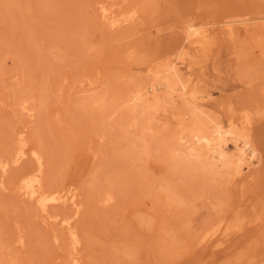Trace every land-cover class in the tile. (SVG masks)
Returning a JSON list of instances; mask_svg holds the SVG:
<instances>
[{
	"label": "rangeland",
	"instance_id": "1",
	"mask_svg": "<svg viewBox=\"0 0 264 264\" xmlns=\"http://www.w3.org/2000/svg\"><path fill=\"white\" fill-rule=\"evenodd\" d=\"M239 1L0 0V264H70L67 219L79 264H264V53L245 30L264 0L232 13ZM101 8L126 21L112 27ZM187 25L207 33L189 39ZM169 60L180 86L144 108L138 90ZM216 123L259 162L226 171L211 154L183 167L189 132ZM34 152L43 190L73 196L75 216L19 193Z\"/></svg>",
	"mask_w": 264,
	"mask_h": 264
},
{
	"label": "bare ground",
	"instance_id": "2",
	"mask_svg": "<svg viewBox=\"0 0 264 264\" xmlns=\"http://www.w3.org/2000/svg\"><path fill=\"white\" fill-rule=\"evenodd\" d=\"M101 10H102L101 14L103 15V18H106L107 19L106 21H108L109 25H111L112 27L113 26L117 27L118 25L122 24V22L126 21V20H120V19H117V20L112 19L115 14L114 15L111 13H110L111 15L108 14V12H107L108 9L106 10L105 8L104 9L101 8ZM108 16H110L111 18ZM251 24L252 25L250 27L245 28L246 33L248 34V36L250 38L256 40L255 43H257V46L261 47L260 49H262V52L264 53V38H262L263 37L262 35H264V20H261L257 23H251ZM104 25H105V23H104ZM203 27L201 28V27H196L193 25H187L186 30H185L186 37L190 39V38H193L195 36H202V37L205 36L204 34L207 33V31L205 29L203 30ZM258 44H260V45H258ZM262 59L264 60V58H262ZM169 62H170V60L168 61V63H165L163 66L160 64L154 65L152 68L153 69L152 80L149 81L147 84H145V86H143V88L141 90H138L137 95H136V100L142 101V99H144V102H145V103L143 102L145 104L143 106L144 108H150L154 105L159 104V102H161L165 98L166 94H168L169 92H173L176 87L178 88L180 86V85H178L179 82L176 80L175 76L171 77V78L169 77V74L172 73L170 71L171 70L173 71V69H174L173 68L174 66L171 65ZM188 88L190 89L189 85L182 84L179 91H180L181 97L182 98L184 97V101L186 99V101H188L190 103L191 98L195 94L193 91H190ZM170 94H172V93H170ZM168 95H166V97ZM168 97H171V96L169 95ZM90 99H92V98H90ZM95 99H97V98H95ZM95 99L93 97V100H95ZM170 100H171V98H170ZM22 105H24V103ZM23 107L24 106H22V108ZM22 110H25V107ZM31 112H32V110L28 108V113L31 114ZM193 113H195V112H193ZM28 117H29V114H28ZM189 135H190V138L195 140V142H192L190 138L186 142L185 149L188 150V155L186 153H184V154H186L187 156H184L182 154L183 157L181 158V161H180V163L183 167L187 166V164L185 165L184 161L186 159L189 160L188 157H192L193 160H196L197 165L203 166L204 161L206 159H208L211 154H213L220 161L221 167L223 169L226 168L225 169L226 171H227V169L228 170L231 169L234 171L242 170L243 166H245L246 169H248L249 166L253 162H259V153L257 152L256 148L251 144V142L248 139L244 138L241 135V133H238L233 129H227V128L225 129L224 127L220 126L218 123H216L214 128L211 129L210 131H208L207 133H203V131H201L199 128L194 127V128H192V131L189 132ZM228 142H231V144H232L231 145V147L233 149L232 157L231 156L229 157L228 154L224 152L225 149H227L228 146L230 145L229 144L227 146ZM20 143H22V142H20ZM22 145L20 147H23ZM199 146H201L203 148L202 150H204V151H202L200 149L201 147L198 149H195L196 147H199ZM18 147H17V149H19ZM20 150L21 149H19L17 151L19 152ZM173 151H175V150H173ZM205 151H207L208 153H206ZM18 152H17V155L15 154L17 157H19L18 154H20ZM171 154H172V152H171ZM23 155H25V153ZM17 157H16V159H17ZM33 157H34V160L36 162L35 164L37 166V170H35V172L30 174V175H28V174L25 176L21 175L22 177L19 180L20 182H17L18 186L15 185L17 187L19 193L23 196V198L31 200L36 205L35 207H37L43 213H45L44 210L48 207V205H50V206H55V207L68 208L69 210L73 211V216H75L78 212L79 206L74 201L73 196L66 195V194L60 195L58 192L54 193V191H53V193H50L46 190H43V186L41 183L43 181L40 180L41 179L40 177H42L40 174H42L41 173V167L43 164H42L41 158L38 156L37 153L34 152ZM18 159H17V161H18ZM13 160H14V158H13ZM15 163H18V162H14L13 164H15ZM6 167H7V165L5 162L3 164L0 163V174L1 175L3 173L7 172ZM0 183H1V181H0ZM2 183H3V181H2ZM110 195L112 196V194H110ZM111 196H109V199ZM106 198H108V196ZM111 198H113V197H111ZM104 199H105V197H104ZM104 199H103V201H104ZM108 200H106V201H108ZM79 211H80V208H79ZM68 220L69 219L62 221V224H64L66 229H67L68 242H69V246H70L69 249L72 251V252H68L70 259L69 258H67V259H69V261L71 262L70 264H79V263H77V262H79V259L77 261V259L75 258V255H73V252L75 251L74 250L75 246L79 241H77L78 239H77L75 233L73 231H71L73 227L72 228L69 227V221ZM139 224H141V223H139ZM78 246H77V248H78ZM76 256H77V254H76Z\"/></svg>",
	"mask_w": 264,
	"mask_h": 264
},
{
	"label": "crops",
	"instance_id": "3",
	"mask_svg": "<svg viewBox=\"0 0 264 264\" xmlns=\"http://www.w3.org/2000/svg\"><path fill=\"white\" fill-rule=\"evenodd\" d=\"M237 2V1H236ZM236 2H234V5H233V12L232 13H235L236 12V10L237 9H241V8H243V7H245V6H247L248 4L246 3V1L245 0H243L242 2H238V3H236ZM244 12H246V14H247V17H249V13H248V11H244ZM237 14V13H236ZM264 18H262V19H260V18H246L245 19V21H257V20H263ZM235 21H236V19H235ZM224 24H226V22H224L223 23V25ZM235 27H236V24H235ZM237 29V28H236ZM227 46H229L230 48H231V51H232V54H233V52L235 51L234 50V48L235 47H238V48H240L241 50H242V52L245 54V56H246V60H247V63H246V66H245V68L244 69H248V70H250L251 71V73H253V71H257L259 68L258 67H253L252 66V64H251V58H250V53H249V48H250V45H249V42L247 43L246 41H244V40H242V39H239V38H233V39H228L227 40ZM254 49H255V47H253ZM252 49V48H251ZM253 50V49H252ZM253 53H255V51L253 50L252 51ZM257 74H258V76H259V78H260V73H259V70L257 71ZM256 77V76H255ZM258 78L256 77V78H254L251 82H249V84L248 85H245V87L248 89V90H251V89H256V88H258V87H260L261 85L260 84H258L257 82H259V80H257ZM238 84V83H237ZM238 85H240V86H244V85H241V84H238ZM264 99V98H263ZM250 113V112H249ZM251 116V114H249V117Z\"/></svg>",
	"mask_w": 264,
	"mask_h": 264
}]
</instances>
